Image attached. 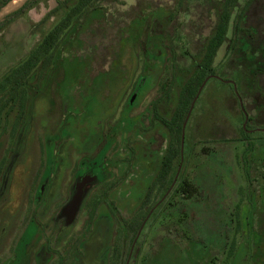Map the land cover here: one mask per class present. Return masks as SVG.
Instances as JSON below:
<instances>
[{"label":"flooded vegetation","instance_id":"1","mask_svg":"<svg viewBox=\"0 0 264 264\" xmlns=\"http://www.w3.org/2000/svg\"><path fill=\"white\" fill-rule=\"evenodd\" d=\"M177 14L166 9L133 50L117 46L122 37L108 39L104 30L96 44L87 35L66 38L60 50L74 47L89 61L82 71L90 89L78 119L62 121L57 111L65 108L55 105L36 120L41 90L64 79L57 59L48 73L37 74L41 83L15 138L0 137V264H132L149 229L169 224L170 212L183 216L179 187L196 161V94L186 112L184 87L196 73V50L180 26H171ZM101 76V85L121 86L101 95L95 87ZM46 134L52 135L51 153ZM14 196L15 214L8 209Z\"/></svg>","mask_w":264,"mask_h":264},{"label":"rangeland","instance_id":"2","mask_svg":"<svg viewBox=\"0 0 264 264\" xmlns=\"http://www.w3.org/2000/svg\"><path fill=\"white\" fill-rule=\"evenodd\" d=\"M27 1L29 0H13L2 8L0 23ZM216 1L221 0H108L103 6L109 9L110 26L95 25L87 38L92 44H96L101 30L108 34V39L116 33L122 37V43L117 46L122 47L125 43L133 50L137 40L142 38L145 41L148 27L155 24L161 13L170 9V12L178 13L171 26L181 27L187 41L191 40L189 48L197 53L213 27L214 13L211 5ZM245 1L248 0L240 1L239 8ZM249 1L251 3L245 12L242 27L250 31L245 41L252 48L254 64L262 70L257 83L264 89V55L260 52L264 50V0ZM55 6L53 0L39 4L27 15L0 31V79L10 67L24 60L38 43L44 28L38 24ZM236 13L235 11L232 15L226 40L213 61L215 69L220 70L224 77L228 76L233 66L239 65L237 56H232L229 51ZM54 21L53 18L49 20ZM73 51H76L74 47H68L57 53L58 73H64V79L59 81L57 78L56 82L41 90L33 108L36 120L44 113H50L55 105L59 109L60 106L65 108L62 113L56 110L64 122L78 119L84 113L82 107L86 108V94L89 93L88 85L91 82H87L82 68L89 61L82 51ZM118 65L121 63L116 60L115 68ZM103 79L101 76L99 83L95 84L97 93L101 95L106 89L116 91L121 86L119 81L110 87L101 85ZM203 89L200 102L196 105V141L227 139L231 142L208 144L209 149L206 151H202L201 144L197 142L196 161L186 169L185 174L198 186L200 192L179 207V212L188 216L187 221L181 223L180 227L174 222L162 228L149 229L139 241L140 250L132 264H264V133L259 134V131L264 130L260 129L264 125V118L249 124L250 136L243 147L234 140L239 138L241 110L230 90L212 79L208 80ZM251 104L247 100L245 109L250 117H254L255 111ZM91 110L98 111L91 108L89 112ZM33 135L31 130L27 135L28 145L31 144ZM50 136L52 135L46 134L43 137L49 153L53 152ZM249 143L253 144L252 149L247 146ZM25 184L26 181L21 179L22 192ZM8 204L10 212L15 214L19 206L16 197ZM21 224L22 227L25 226L23 221ZM21 233L20 230L12 239L15 245L19 242ZM185 235L193 242L186 243ZM30 252L33 256L34 251Z\"/></svg>","mask_w":264,"mask_h":264},{"label":"trees","instance_id":"3","mask_svg":"<svg viewBox=\"0 0 264 264\" xmlns=\"http://www.w3.org/2000/svg\"><path fill=\"white\" fill-rule=\"evenodd\" d=\"M12 1L13 0H0V10ZM48 1L50 0L27 1L21 8L4 18L0 23V31L19 18L27 15L30 10L36 8L39 4H45ZM53 1L56 3L55 8L49 11L38 24L40 27L44 26L41 39L29 51L24 60L10 67L0 79V137L8 132L10 139L15 138L19 125L24 120L30 108L33 89L38 87V84L41 83L36 78L37 74L40 78L54 67L56 61L55 52L60 50V46L64 44L66 38H72L73 41L77 42L80 36L92 33L94 25L100 24L102 21L105 23L108 21L110 12H108L109 9L107 7L103 6V3L108 0ZM240 1L241 0H221L212 3L211 9L214 13L213 27L204 38L199 51L196 53V73L193 75V79L185 83L184 109L187 112L193 96L195 94L197 95L200 86L207 77L219 76L223 81H232L233 85L214 78L212 79L217 81L222 87H226L230 90L232 97H234L237 103V97H240L243 102V107L248 119L244 125V115L241 112L239 138L234 140L245 147V143L250 136L247 132L248 129L251 128L249 124L253 121L258 122L259 119L264 118V89L259 87L257 83V77L262 74V70L254 64L253 61L255 57L252 54V48L245 41V38L249 37L250 31L242 27L245 12L251 2L249 0L247 2L245 1L244 5L239 8ZM235 11L237 13L233 19V41L229 51L232 56H237L236 59L239 65L233 66L228 76L224 77L221 75L220 70L215 69L213 61L218 49L226 40L232 15ZM51 18L55 21L49 22ZM158 18L155 24H159L160 21L164 19V14L161 13ZM173 18L175 17L169 16L168 21H172ZM260 52L264 55V50H260ZM234 86L236 88V93ZM203 91L204 89H202L197 97L196 105L200 102ZM247 100H250L252 103L251 107L255 111L254 117H250L245 109V102ZM263 128L264 125L260 129ZM262 133H264V131H259V134ZM212 141H196V147L200 143V149L206 151V149H209L207 146L208 144L215 145L218 141L223 144L231 142V140L227 139ZM247 146L252 149L253 144L249 143ZM179 191L180 194L183 195L184 201L198 196L200 192L198 186H195L186 174L183 184L179 187ZM187 217V215L183 214V218H181L177 215V211L173 214L170 212L168 215V222H176L180 227L181 223L184 224L187 221ZM184 227L186 228V226ZM185 228H183V231ZM186 232L188 234L187 230ZM184 238L186 243L187 241L193 242V240L186 235ZM194 260L196 261V259Z\"/></svg>","mask_w":264,"mask_h":264},{"label":"water","instance_id":"4","mask_svg":"<svg viewBox=\"0 0 264 264\" xmlns=\"http://www.w3.org/2000/svg\"><path fill=\"white\" fill-rule=\"evenodd\" d=\"M207 80H208V78H206V79L204 80V82L202 83V85L200 86V88H199V90H198V93H197V95H196V99H197L199 93L201 92L202 88L204 87V85H205V83H206ZM234 90H235V93H236V88H235V86H234ZM243 115H244V121H245V122H244V125H245L246 122H247L248 116H247L246 112H244ZM77 205H79V203H78ZM77 207H78V206H76V205L73 206V208L75 209L74 213L77 211Z\"/></svg>","mask_w":264,"mask_h":264}]
</instances>
